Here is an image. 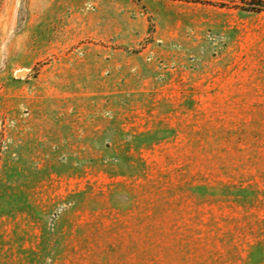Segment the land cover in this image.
I'll use <instances>...</instances> for the list:
<instances>
[{"label":"rangeland","instance_id":"374dc122","mask_svg":"<svg viewBox=\"0 0 264 264\" xmlns=\"http://www.w3.org/2000/svg\"><path fill=\"white\" fill-rule=\"evenodd\" d=\"M248 3L0 0V264H264Z\"/></svg>","mask_w":264,"mask_h":264},{"label":"trees","instance_id":"16d2710c","mask_svg":"<svg viewBox=\"0 0 264 264\" xmlns=\"http://www.w3.org/2000/svg\"><path fill=\"white\" fill-rule=\"evenodd\" d=\"M250 11L261 12L264 11V1L261 0H251V3H248V7Z\"/></svg>","mask_w":264,"mask_h":264},{"label":"crops","instance_id":"0c3cea01","mask_svg":"<svg viewBox=\"0 0 264 264\" xmlns=\"http://www.w3.org/2000/svg\"><path fill=\"white\" fill-rule=\"evenodd\" d=\"M201 264H203V263H201ZM204 264H222V263L217 262V261H211V262H209V263H204Z\"/></svg>","mask_w":264,"mask_h":264},{"label":"water","instance_id":"95a60500","mask_svg":"<svg viewBox=\"0 0 264 264\" xmlns=\"http://www.w3.org/2000/svg\"><path fill=\"white\" fill-rule=\"evenodd\" d=\"M21 74H24V72H21Z\"/></svg>","mask_w":264,"mask_h":264}]
</instances>
